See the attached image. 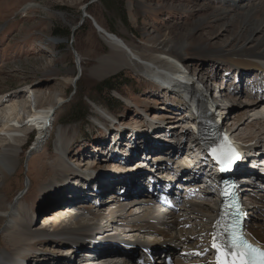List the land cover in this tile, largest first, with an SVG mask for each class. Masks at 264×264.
Returning <instances> with one entry per match:
<instances>
[{"label": "bare ground", "instance_id": "bare-ground-1", "mask_svg": "<svg viewBox=\"0 0 264 264\" xmlns=\"http://www.w3.org/2000/svg\"><path fill=\"white\" fill-rule=\"evenodd\" d=\"M31 6L36 5L33 3L26 5V7ZM244 9L243 12H236L231 15L226 11H216L212 19H227L226 22H232L231 20L236 18L234 15H238L240 21L238 36L247 37L246 41L255 38L258 41L262 37V40L257 42L254 49H246V52L242 54L245 60L235 58V60L228 59V61L235 68L238 67L236 71H240L239 73L242 76L248 73L244 70L250 71L251 68L254 71L261 72V79L257 80L256 85L251 83V86L256 88L252 89L250 87V90L258 98H261V102H264V83H262L264 81V52L260 51L264 50V0H259L257 5L245 6ZM198 24L200 25V23ZM96 25L102 32H99V35L112 51L108 61L103 60L102 66L100 65L97 69L98 73L105 75L111 71H118L122 66H131L135 69L136 74L141 75L138 80L144 83L142 92H145V96H148L150 104L158 105V102L161 101V104L164 103L166 106L167 103H173L177 110L179 109V112L176 113L170 106H166L163 111L165 112L164 115H159L157 112H147V107L144 105L141 106L139 111L138 106L133 105L131 101L128 109L132 115H138L139 117L153 116L151 126H147L145 130L130 131L128 128L121 126L123 118L117 117L114 113L107 114L108 118L110 115L113 118V130H109L107 125L97 120L102 127L97 128L95 137L90 144L85 145L86 148H79L81 150L79 152L82 154L77 155L79 149L76 147L75 141L72 142L71 140L70 143L73 144L69 148L72 152H75L74 155L76 154L78 158L83 157L78 162L86 163L90 162L89 160L93 162L97 159L100 165L97 162L98 165L89 173L90 176L83 175L71 168L70 171L61 170V174L52 179L47 184L48 186L43 188L44 190L38 191L35 208L40 210L38 209L39 212L36 213V216L26 210L25 212L20 210L19 207V200L23 203H29L30 196H32L31 194L27 196L29 188L26 192H22L24 195L14 205H8L6 196H3L0 191V223L6 224L2 236L18 243V236L25 235L26 240L29 241L28 247L22 246L21 248L14 245L5 248L0 245V264H39L38 262L43 255L46 256L50 251L47 248L45 239H52L57 244L62 240V236L64 238L71 237L73 240L61 243L60 249L52 252V254L56 253L58 264H89L90 260H96L94 264H157V261H154L157 258L153 254L155 251H157V254L160 253V258H162L161 255L166 257L179 256L178 259L173 261V264H217L218 255L220 256L219 264H230L224 247L221 254H218L212 248L214 236L217 235L219 239L216 240V243L223 246L220 236L224 214L216 205L196 201L193 197L188 196L186 202L181 204L183 208H177L181 209L182 213H172L166 229H156L147 222L134 223L132 228H127L125 224L127 225L132 220L139 222L144 218H135L133 214L136 213L133 212V207L128 208L131 203L129 200L135 201L134 199H124L123 202L116 193L119 189L128 190L131 193L135 191L142 192L143 195L140 198L142 200V198L149 196L150 192H154L153 189L168 186L176 189L179 183L186 180L191 186L193 183L197 184L203 192L202 194L209 196L216 189L213 183L215 181L214 171L209 162H207L209 165L204 163L205 156L202 146L213 143L224 145V148L232 156L233 153L240 156L247 154L248 145L244 146L241 142L233 139V137L237 138L240 135L236 133L240 130L237 127L238 125L227 126L228 121L236 117L230 114L231 107L224 110L225 104H221L219 109L221 111L217 110L218 108H216V112L212 111V114L210 110L207 111L208 107L211 109L214 105L209 98L210 90L206 85L205 75H203L202 70L198 72L200 75L198 74L197 77L194 75L195 78L187 75L182 66L183 54L186 52V44L183 41L172 39L177 42L172 45V41L169 39L156 40L151 49L138 52L120 37L101 28L97 22ZM220 55L222 56V54ZM224 57L227 58L225 55ZM223 60L225 59H219L217 63L228 64ZM240 67L243 70H239ZM210 77L211 75H209ZM73 83L74 79L70 81V85ZM215 84L214 87L220 91L222 86H218L217 82ZM68 86H66L64 94L56 98L55 101L48 97L44 103L40 104V107H34L33 110L38 109L40 111L33 115L32 119L24 120V123H30L28 125L26 123L27 126H30L36 121L38 123L43 119L47 121L49 116L54 113L48 125L46 121L37 125L39 132L33 143L34 147L44 143L45 137L43 136L45 133L49 137L52 135V124L57 113L56 109L65 102V92ZM239 87L241 88L243 85L240 84ZM172 95L175 100H173L174 97L171 98ZM18 97V95H10V97H5L6 99L2 100L3 103H0V106L5 105L0 114V136L4 134L6 137H2L5 138V141L8 140L6 145L0 147V181L3 179V184L9 179L10 174L17 169L19 164L18 150H21L25 143V139L14 135L19 132L16 125H19L21 120L23 122L24 119L19 113L21 101L18 100ZM256 103L255 100L245 101V104L250 107ZM189 105L191 108H189ZM162 107H159L160 111H162ZM167 107L172 110L167 109ZM262 107L264 108V105ZM181 111L182 113H180ZM101 115H104V113H101ZM104 117H106V114ZM161 118L163 120L169 118V120L177 122H173L170 127H167L162 124L164 121L161 120L160 122ZM91 119L95 120V117ZM179 123L182 125L179 126ZM209 123L217 128L210 126ZM177 127L182 128L181 134L173 138L178 131ZM116 128L121 129V133L114 135V129ZM246 129L247 127L241 129V131ZM188 132L190 137L186 135H189ZM69 134V130L65 129L60 137L62 139L64 136H69ZM82 135L80 139H83ZM221 135L233 139H231L233 141L232 147L226 144V141H224L226 138ZM40 141L42 142L40 143ZM47 141L45 144L51 146L52 143L50 144ZM76 141L82 143V140L76 139ZM260 141H258L257 146L263 147L264 145ZM55 142L54 139L53 143ZM50 146H47L49 152ZM52 146L56 153L60 155H63L67 149L65 139L63 141L58 140ZM50 153L42 158H53V155L49 156ZM249 162V159L242 160L230 173V176H234L235 181L239 180L243 197L250 202V206L245 213L247 237L254 244L264 249V164L254 162L257 167H251L247 165ZM202 164L208 168L207 171L204 172L205 166L202 168ZM105 165H111L109 172L101 167H105ZM61 166L67 167L63 164ZM88 169L91 168L88 167ZM98 172L100 173L96 174ZM151 179H154L157 185H151L149 183ZM184 186V189L189 187V185ZM197 186L195 185V187ZM250 189H260L262 193L260 192L256 197H251L248 191ZM79 202L80 204H78ZM77 206L78 208H76ZM70 210L72 213H70ZM74 210L78 211L79 217L77 214H73ZM39 216L40 220L37 219ZM67 216H69V221L62 231L61 226ZM41 220L42 223L39 225ZM119 224L123 228H120ZM96 227L98 228L96 229ZM47 228L50 229L49 231L52 234L46 237L44 233H49ZM94 231L96 232L94 233ZM105 238L119 241L121 242L120 245L127 244L125 247H129V250L128 252L125 251V257L100 261L98 257L92 256L87 260L92 250ZM49 239L47 240L49 241ZM56 239L58 240L56 241ZM72 242H74L76 248L84 247L88 251L78 254L76 250H73ZM43 244L44 247L39 248ZM31 247L35 249H33L30 256L23 254V252L20 253V251H26ZM101 247L102 245L98 246L100 249ZM37 248L39 249L36 250ZM120 252H117V255ZM196 253H200V255ZM18 256L21 259L16 263ZM146 259L151 260L147 261ZM163 263L166 264L164 261Z\"/></svg>", "mask_w": 264, "mask_h": 264}, {"label": "rangeland", "instance_id": "rangeland-1", "mask_svg": "<svg viewBox=\"0 0 264 264\" xmlns=\"http://www.w3.org/2000/svg\"><path fill=\"white\" fill-rule=\"evenodd\" d=\"M89 1L0 0V103H3L2 100L10 95L19 96L18 100L21 101L19 113L24 119L23 122L21 120L20 124L16 125V129L20 133L17 132L14 135L25 139L24 146L18 150L17 169L10 174L6 183H2L3 179L0 181V191L3 196H6L8 205L17 203L24 195L22 192H26L29 188L27 196L32 195L29 203L19 200V207L20 210H24V212L26 210L36 216L40 210L35 208L38 191L44 190L43 188H46L52 179L61 174V170L70 171L73 169L83 175L90 176L89 173L98 165V160L95 159L93 162L89 160L90 162L86 163L78 162L83 157L78 158L69 147L73 144L70 143L71 140L75 141L78 149L90 144L95 137L97 128L102 127L97 120L107 125L109 130H113V118L110 115L109 119L108 115L114 113L117 117L123 118L121 126L130 131L138 129L143 131L147 126H151L153 116L139 117L131 114L128 109L131 101L133 105L138 106L139 111L144 105L147 107V112H157L159 115H164L163 111L166 106H170L176 113L179 112L173 103H167L166 106L164 103L161 104V101L158 102V105L150 104L148 96L142 92L144 83L138 80L141 75L136 74L135 69L131 66H122L118 71H111L105 75L98 73L97 69L100 65L102 66L103 60L108 61L112 51L99 35L96 22L101 28L120 37L138 52L151 49L156 40L169 39L172 41V45L177 43L174 40L183 41L186 44V52L183 54L182 66L187 75L195 78L198 74L200 75L198 72L202 70L206 85L210 90L209 98L213 102L212 104L220 105V107L221 104H225L224 110L231 107L230 114L236 116L231 118L227 125L229 127L232 124H237V127L240 128L236 132L240 135L237 138L233 137L234 141L251 147L252 144H256L246 154V159L250 160L247 165L257 167L255 166L257 162L264 164V161H261L264 149V108L262 107L264 102H261V98H258L250 90V87L256 88L251 86V83L256 85L257 80L261 79V72L251 68L250 71L244 70L248 73L242 76L240 71H236L238 67L235 68L228 61V59L235 60V58L244 59L242 54L246 52L245 50L254 49L262 37L258 41L257 38L246 41L247 37L238 36L240 25L238 15H234L236 18L232 17L234 19L231 20L232 22H226L227 19H212L216 11H226L230 15L243 12L245 6L257 5L259 0H98L87 7L86 17L82 21V7ZM32 3L36 6L26 7ZM75 27L78 28L73 32ZM260 51L264 52L263 49ZM219 59H225L226 61H223L228 64L217 63ZM239 70L243 69L240 67ZM71 71L73 72L71 73ZM209 75H211L210 78ZM73 79L74 83L70 85V81ZM215 82L218 83V86H222L220 91L214 87ZM240 84L243 87L240 88ZM67 85L69 86L65 92V102L56 109L52 135L49 137L45 133L44 143L40 141L41 144L34 147L33 143L39 132L37 125L43 124L46 120L43 119L40 123L36 121L30 126H27L30 123L26 122V125L24 120L32 119V116L40 111L33 110V108L40 107L46 98L50 97L55 101L56 98L64 94ZM109 86H113V89L108 88ZM173 97L172 95L171 98ZM248 100H255L257 103L250 107L245 104V101ZM3 106L5 107V105ZM3 106H0V114ZM159 107L163 108L162 111ZM171 108L167 107L169 110H172ZM189 108H191L190 105ZM101 113L106 114V117ZM53 114L46 121L47 125ZM92 117H95V120L91 119ZM163 118L165 117L163 116ZM163 118L160 119V122L164 121L162 124L167 127H170L171 123L177 122L169 120V118L167 122L166 118L164 120ZM180 125L182 124L179 123ZM181 127H177L178 131L176 130L177 133L173 138L181 134ZM246 127L245 131H241ZM65 129L69 130L70 134L61 139L60 134ZM119 133H121V129H114V135ZM81 135L83 139H80ZM186 135L190 137V133ZM2 136L6 137L4 134ZM2 136H0V147L8 143L7 138L5 141ZM58 137L60 138L58 139ZM53 138L56 142L65 139L67 149L63 155L57 154L54 150L52 145H55L56 142L53 143ZM76 139L82 140V143L77 142ZM259 140L263 147L257 146ZM46 141L52 143L51 146L46 145ZM47 146L51 147V153ZM79 151L81 150H78L77 155L82 154ZM48 153H50L49 156L53 155V158H42ZM78 163H82V165ZM61 164L69 168L63 167ZM101 167L109 172L111 165ZM114 174L117 176L116 173ZM256 190H248L251 197H256L261 192L260 189L257 192ZM200 201L212 204L206 198H202ZM178 213L182 212L178 211ZM37 219L40 220V216ZM41 223L42 220L39 225ZM5 225V223H0V245L5 248L12 247L11 245L18 246V248L28 247L29 241L26 240L25 235L18 236V243L2 236ZM49 230L47 228V231ZM51 234L50 231L44 233L46 237ZM47 239L49 238L45 239L46 245ZM49 240L52 241V239ZM41 247H44V244L39 248ZM31 248L20 251V253L23 252L30 256L35 249ZM56 249H60V245ZM56 249L50 248L48 254L43 255V261L38 263L58 264L56 253L52 254ZM156 252L153 253L157 257L154 261H157V264H164V256L161 255L162 258H160V253ZM172 258L174 261L179 257L175 255ZM19 259L21 258L18 256L16 263ZM146 260L150 261L151 259Z\"/></svg>", "mask_w": 264, "mask_h": 264}, {"label": "snow or ice", "instance_id": "snow-or-ice-1", "mask_svg": "<svg viewBox=\"0 0 264 264\" xmlns=\"http://www.w3.org/2000/svg\"><path fill=\"white\" fill-rule=\"evenodd\" d=\"M233 159H238V155L233 153ZM224 163L223 160L220 161ZM232 160H229L228 163H231ZM229 239L222 246L221 244L216 243V240L219 239L218 235L214 236L212 242V248L218 253L221 254L223 252V247H228L230 249H234L236 251V256L239 257L238 264H257L256 257H259V264H264V252H261L259 249L252 248L251 245H247L245 241L242 239H238L236 233L228 232L227 233ZM200 255V253H196ZM245 257H250L249 259H245ZM220 256L217 257V264H219Z\"/></svg>", "mask_w": 264, "mask_h": 264}, {"label": "water", "instance_id": "water-1", "mask_svg": "<svg viewBox=\"0 0 264 264\" xmlns=\"http://www.w3.org/2000/svg\"><path fill=\"white\" fill-rule=\"evenodd\" d=\"M98 0H90L87 4H85L83 7H82V21L85 19V17H86V15H85V12H86V10H87V7H89L91 4H93V3H95V2H97ZM79 27V26H78ZM78 27H75L74 29H73V32H75L76 30H77V28ZM98 29V31L99 32H101V30H99V28H97ZM102 33V32H101ZM213 109H209V107H208V109H207V111H211V114H212V111L213 110H216V108H218V110L220 109V105H214L213 107H212ZM219 111H221V110H219ZM210 124V123H209ZM204 126H205V124H204ZM210 126H212V127H214V128H217V127H215V126H213V125H211L210 124ZM232 144H233V141L231 140V145H230V147H232ZM253 146L251 147V146H248V148H247V150H246V152L248 153V150H250L251 148H253L256 144H252ZM229 155H230V153L229 152H227V150H225V153H224V155L222 156V158L224 159V160H229ZM238 155V154H237ZM231 158L233 159V156L231 155ZM264 159V149H263V154H261V161H264L263 160ZM242 160H245L246 161V155H244V156H240V155H238V159H233V161H238V164L242 161ZM262 164V163H261ZM65 228V227H64ZM64 228L62 229V231L64 230ZM49 243H47V248H51V249H55L56 248V246H57V244H55L54 243V241H51V240H49L48 241ZM39 261H43L42 259H40Z\"/></svg>", "mask_w": 264, "mask_h": 264}, {"label": "trees", "instance_id": "trees-1", "mask_svg": "<svg viewBox=\"0 0 264 264\" xmlns=\"http://www.w3.org/2000/svg\"><path fill=\"white\" fill-rule=\"evenodd\" d=\"M108 82H109V81H108ZM109 84H111V83H109ZM110 87H111V88H110ZM112 87H113V86H109L108 88L113 89Z\"/></svg>", "mask_w": 264, "mask_h": 264}]
</instances>
